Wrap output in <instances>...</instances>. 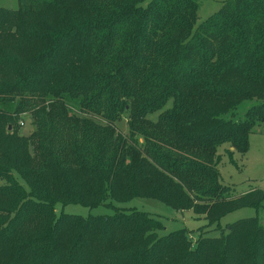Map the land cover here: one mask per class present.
<instances>
[{
  "label": "trees",
  "instance_id": "obj_1",
  "mask_svg": "<svg viewBox=\"0 0 264 264\" xmlns=\"http://www.w3.org/2000/svg\"><path fill=\"white\" fill-rule=\"evenodd\" d=\"M17 1L0 7V264H264L256 217L193 241L135 210L55 211L144 198L212 225L264 207L220 182L217 153L235 165L264 125V0H224L196 28V0Z\"/></svg>",
  "mask_w": 264,
  "mask_h": 264
},
{
  "label": "rangeland",
  "instance_id": "obj_2",
  "mask_svg": "<svg viewBox=\"0 0 264 264\" xmlns=\"http://www.w3.org/2000/svg\"><path fill=\"white\" fill-rule=\"evenodd\" d=\"M150 0H147L148 3ZM199 4L197 11L196 28L198 24L206 21L208 18L216 14L224 0H196ZM146 4V3H145ZM0 7L7 9H16L18 7L17 0H0ZM6 45L11 42L4 39ZM251 101L243 102L237 109V116L243 113L251 106ZM155 115H153L154 117ZM18 120L19 130L17 133L29 135L34 129L31 121L32 118L29 113L21 114ZM128 116H121L120 129L121 133H127ZM229 149L228 144H224L217 149V153L221 155V162L218 165L220 174V182L231 189L235 195H240L251 189H261L264 191V125L254 128V132L248 138V151L246 155L241 158L238 153H233V165L226 151ZM18 183L24 186L22 180L15 175ZM4 181L0 179V186ZM115 210L132 211L135 210L141 213H148L154 215L162 225V229L157 232L158 236L167 235L171 232L185 229L189 231L191 239L195 241L199 236H207L216 238L220 236L221 232H226L229 224L241 219L256 217L264 226V207H246L235 210L217 223L209 225L203 218H196L191 211L177 212L170 206L144 198H133L124 203L114 201H106L104 204L94 208H88L77 204L55 206L56 214L61 213L68 215H76L81 217L94 216H110Z\"/></svg>",
  "mask_w": 264,
  "mask_h": 264
},
{
  "label": "crops",
  "instance_id": "obj_3",
  "mask_svg": "<svg viewBox=\"0 0 264 264\" xmlns=\"http://www.w3.org/2000/svg\"><path fill=\"white\" fill-rule=\"evenodd\" d=\"M249 191V190H248Z\"/></svg>",
  "mask_w": 264,
  "mask_h": 264
}]
</instances>
